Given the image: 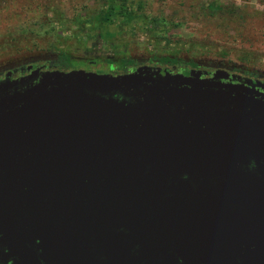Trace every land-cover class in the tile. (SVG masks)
<instances>
[{"label": "water", "instance_id": "obj_1", "mask_svg": "<svg viewBox=\"0 0 264 264\" xmlns=\"http://www.w3.org/2000/svg\"><path fill=\"white\" fill-rule=\"evenodd\" d=\"M27 71L0 76V264H264V82Z\"/></svg>", "mask_w": 264, "mask_h": 264}, {"label": "rangeland", "instance_id": "obj_2", "mask_svg": "<svg viewBox=\"0 0 264 264\" xmlns=\"http://www.w3.org/2000/svg\"><path fill=\"white\" fill-rule=\"evenodd\" d=\"M84 1L0 0V72L53 58L65 48L73 52L74 42L65 41L61 36L65 30L54 18L59 12L63 24L74 22V11ZM207 1L234 3L246 18L232 22L206 19L199 0H156L151 12L168 17L176 26L171 37L178 43L187 42L189 63L204 70L240 67L264 77V0Z\"/></svg>", "mask_w": 264, "mask_h": 264}, {"label": "flooded vegetation", "instance_id": "obj_3", "mask_svg": "<svg viewBox=\"0 0 264 264\" xmlns=\"http://www.w3.org/2000/svg\"><path fill=\"white\" fill-rule=\"evenodd\" d=\"M155 3L156 0H85L74 11V22L58 24L65 30L61 35L65 41L74 42L73 52L65 48L53 54V58L31 61L6 72L16 71L20 76L28 73L29 67L112 76L146 67L174 73L205 71L188 62L187 42L178 43L171 37L176 26L168 17L154 16L151 12Z\"/></svg>", "mask_w": 264, "mask_h": 264}, {"label": "trees", "instance_id": "obj_4", "mask_svg": "<svg viewBox=\"0 0 264 264\" xmlns=\"http://www.w3.org/2000/svg\"><path fill=\"white\" fill-rule=\"evenodd\" d=\"M199 2H200L199 8L201 9V14H203L206 19L210 18L213 20H220L222 22H232L237 19L243 20L244 18H246V13L244 12V10L234 3L221 2V1L208 2L207 0H199ZM62 17L63 14L61 15L58 12V15L54 18V21L61 22ZM192 67L197 68V66L194 64H192ZM206 70H208L209 72L213 71L212 73L216 71H224L230 74L231 76L241 77L250 80H259L264 82V77H262L260 74L251 72L249 70L240 67L238 68L233 67L229 69H216V70L206 69ZM5 72L6 71L0 72V76L8 74L7 72L6 73Z\"/></svg>", "mask_w": 264, "mask_h": 264}]
</instances>
